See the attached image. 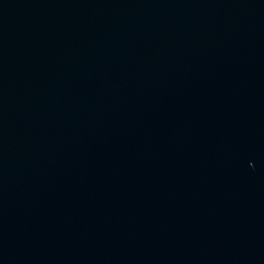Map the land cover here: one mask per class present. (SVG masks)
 <instances>
[{"label":"water","instance_id":"obj_1","mask_svg":"<svg viewBox=\"0 0 264 264\" xmlns=\"http://www.w3.org/2000/svg\"><path fill=\"white\" fill-rule=\"evenodd\" d=\"M0 264H264V0H0Z\"/></svg>","mask_w":264,"mask_h":264}]
</instances>
